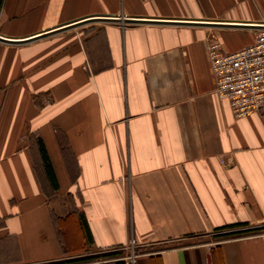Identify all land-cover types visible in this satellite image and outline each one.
<instances>
[{
	"label": "crops",
	"instance_id": "0c3cea01",
	"mask_svg": "<svg viewBox=\"0 0 264 264\" xmlns=\"http://www.w3.org/2000/svg\"><path fill=\"white\" fill-rule=\"evenodd\" d=\"M95 15L264 23V0H0V35ZM257 29L91 21L0 42V264H127L130 239L134 264H264V230L213 237L264 225V114L233 116L207 55Z\"/></svg>",
	"mask_w": 264,
	"mask_h": 264
},
{
	"label": "built area",
	"instance_id": "2783aa9c",
	"mask_svg": "<svg viewBox=\"0 0 264 264\" xmlns=\"http://www.w3.org/2000/svg\"><path fill=\"white\" fill-rule=\"evenodd\" d=\"M207 55L215 82L214 92L220 100L228 101L233 116L264 114V27L256 30L252 43L231 52L224 51L221 43L211 38ZM128 246L127 264H134L133 239Z\"/></svg>",
	"mask_w": 264,
	"mask_h": 264
},
{
	"label": "water",
	"instance_id": "95a60500",
	"mask_svg": "<svg viewBox=\"0 0 264 264\" xmlns=\"http://www.w3.org/2000/svg\"><path fill=\"white\" fill-rule=\"evenodd\" d=\"M91 21H113V22H123V23H173V24H193V25H205V26H226V27H242V28H263L264 23H250V22H228V21H208V20H173V19H150L143 17H124L119 16H108V15H95L88 16L81 20L65 24L60 27H56L50 30L39 32L38 34L26 37V38H9L0 35V42L20 44L36 40L47 35L78 26L80 24L91 22Z\"/></svg>",
	"mask_w": 264,
	"mask_h": 264
},
{
	"label": "trees",
	"instance_id": "16d2710c",
	"mask_svg": "<svg viewBox=\"0 0 264 264\" xmlns=\"http://www.w3.org/2000/svg\"><path fill=\"white\" fill-rule=\"evenodd\" d=\"M39 146H40L41 155H42V158H43V161L45 164V169H46L51 181H54V176H53L52 171H51L49 159H48L47 153H46L44 146H43L41 141L39 143ZM81 223H82L83 228H84L86 239L90 240L91 235H90L86 220L84 218H81ZM246 225L247 224L245 222H242V223L228 224V225L219 227V228H217L218 230H222V229L224 230V229H229V228L230 229L227 231L225 230V231H222V232L215 234V237L217 239H222V238L232 236V235H236V234L257 232V231L264 229V225L263 226H251V227H247ZM239 226H245V227L241 228V229L233 230L234 227H239ZM120 253L121 252H118L116 250H109V251L101 252L98 254H92V255H86V256H79V257H75V258L44 262V263H40V264H70V263H76V262L89 261V260H92L94 258L107 259V258L120 257L121 256ZM119 262L121 263V261H119Z\"/></svg>",
	"mask_w": 264,
	"mask_h": 264
},
{
	"label": "rangeland",
	"instance_id": "374dc122",
	"mask_svg": "<svg viewBox=\"0 0 264 264\" xmlns=\"http://www.w3.org/2000/svg\"><path fill=\"white\" fill-rule=\"evenodd\" d=\"M211 39V38H210ZM213 39H215V38H213ZM257 226H263V225H257ZM262 230H264V229H262ZM213 237H215V235H213ZM216 238V237H215ZM134 250H136V249H134ZM120 251H122V250H120ZM123 252V251H122ZM128 252H129V250H128ZM120 255H122V254H120ZM103 260V259H102Z\"/></svg>",
	"mask_w": 264,
	"mask_h": 264
}]
</instances>
